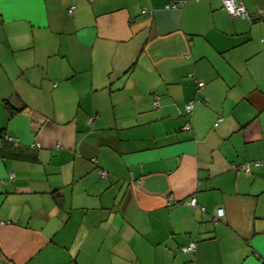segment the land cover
<instances>
[{
	"label": "crops",
	"instance_id": "crops-1",
	"mask_svg": "<svg viewBox=\"0 0 264 264\" xmlns=\"http://www.w3.org/2000/svg\"><path fill=\"white\" fill-rule=\"evenodd\" d=\"M239 1L6 0L0 264H264V0Z\"/></svg>",
	"mask_w": 264,
	"mask_h": 264
},
{
	"label": "built area",
	"instance_id": "built-area-1",
	"mask_svg": "<svg viewBox=\"0 0 264 264\" xmlns=\"http://www.w3.org/2000/svg\"><path fill=\"white\" fill-rule=\"evenodd\" d=\"M222 1V6H223V9L225 10V12L231 17V18H243V19H247L249 22L252 21V18L251 16L245 11L243 5L240 3L239 0H221ZM183 1H179V2H175V3H172V4H169L166 6V8H173L175 9L177 6H181L183 5ZM73 9V8H72ZM71 9V11H72ZM197 87L198 88H201L202 87V83L198 82L197 83ZM153 106L155 108L158 107V99L157 98H154L153 100ZM193 105H194V101H190L188 102L185 107H184V111H185V114L189 117L192 113V110H193ZM92 118H89V120L91 121ZM219 121V120H218ZM184 130L185 131H189L190 130V123L187 122L185 125H184ZM5 140L9 141V142H16L17 140L10 136V135H5L4 136ZM37 147H39V145H37ZM56 147H59V146H56ZM247 165H244L242 166V169L243 170H246ZM100 174L101 176H105V172L103 171H100ZM9 178H13V174H10ZM167 204L168 205H178V204H183V205H188V206H191V207H196L198 208L201 212H204L205 209L203 207H200L199 205L196 204L195 202V199L194 198H190V199H187V200H182L180 202H176L171 196H167ZM224 215V211L222 208H217L214 212V218L213 220L214 221H217L219 218H221L222 216ZM194 246L195 244L194 243H190L189 245L185 246L182 248V251L183 252H193L194 251Z\"/></svg>",
	"mask_w": 264,
	"mask_h": 264
},
{
	"label": "snow or ice",
	"instance_id": "snow-or-ice-1",
	"mask_svg": "<svg viewBox=\"0 0 264 264\" xmlns=\"http://www.w3.org/2000/svg\"><path fill=\"white\" fill-rule=\"evenodd\" d=\"M6 0H0V11L3 10V5L5 4ZM36 0H14V3L21 6V9H26L29 5L35 3Z\"/></svg>",
	"mask_w": 264,
	"mask_h": 264
},
{
	"label": "trees",
	"instance_id": "trees-1",
	"mask_svg": "<svg viewBox=\"0 0 264 264\" xmlns=\"http://www.w3.org/2000/svg\"><path fill=\"white\" fill-rule=\"evenodd\" d=\"M5 109H6L9 117H13L18 112V110L10 107L7 103L5 104ZM5 135H8V134H3V133L0 134V139H2L4 142L10 143V144H15L17 142V141L16 142H9V141L5 140V138H4Z\"/></svg>",
	"mask_w": 264,
	"mask_h": 264
}]
</instances>
